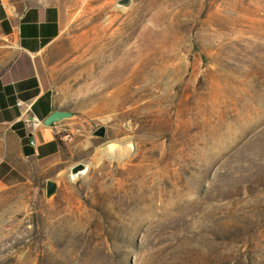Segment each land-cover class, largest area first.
<instances>
[{
  "label": "rangeland",
  "instance_id": "374dc122",
  "mask_svg": "<svg viewBox=\"0 0 264 264\" xmlns=\"http://www.w3.org/2000/svg\"><path fill=\"white\" fill-rule=\"evenodd\" d=\"M126 1L61 0L75 137L0 193V264H264V0Z\"/></svg>",
  "mask_w": 264,
  "mask_h": 264
},
{
  "label": "crops",
  "instance_id": "0c3cea01",
  "mask_svg": "<svg viewBox=\"0 0 264 264\" xmlns=\"http://www.w3.org/2000/svg\"><path fill=\"white\" fill-rule=\"evenodd\" d=\"M65 24L61 0H0V42L14 57L0 76V193L34 186L43 163L56 160L71 143L57 136L70 124H43L34 132L25 124L33 114L44 123L55 111H65L49 82Z\"/></svg>",
  "mask_w": 264,
  "mask_h": 264
},
{
  "label": "water",
  "instance_id": "95a60500",
  "mask_svg": "<svg viewBox=\"0 0 264 264\" xmlns=\"http://www.w3.org/2000/svg\"><path fill=\"white\" fill-rule=\"evenodd\" d=\"M128 3V0L125 2ZM73 116L72 113L67 112V111H55L53 114H51L44 122L45 126H53L54 124H57L59 122H62L66 119H69ZM95 135L97 137H101L104 138L106 135V129L105 128H101L99 129ZM114 144V143H113ZM82 169V166H78L76 168H74V173L79 172ZM57 190V185L54 182H49L47 184V196L51 197Z\"/></svg>",
  "mask_w": 264,
  "mask_h": 264
},
{
  "label": "built area",
  "instance_id": "2783aa9c",
  "mask_svg": "<svg viewBox=\"0 0 264 264\" xmlns=\"http://www.w3.org/2000/svg\"><path fill=\"white\" fill-rule=\"evenodd\" d=\"M18 105L19 107H22V103H18ZM25 124L27 128H29V130L34 132L35 130L40 128L44 123L36 115L33 114L31 117L25 119ZM57 136H59L64 142H72L75 137L74 132L67 126L60 128L57 132ZM31 145H36L35 139L31 140Z\"/></svg>",
  "mask_w": 264,
  "mask_h": 264
},
{
  "label": "bare ground",
  "instance_id": "6f19581e",
  "mask_svg": "<svg viewBox=\"0 0 264 264\" xmlns=\"http://www.w3.org/2000/svg\"><path fill=\"white\" fill-rule=\"evenodd\" d=\"M117 146H119L117 143L111 144V145L109 146V149H108V150H109L112 154H115V153H117V152L119 151V147H118L117 150L115 149ZM114 149H115L116 151L113 153L112 151H113ZM115 156H116V155H115ZM86 172H87V169L80 170V172L77 173V174H74V176L85 175Z\"/></svg>",
  "mask_w": 264,
  "mask_h": 264
}]
</instances>
